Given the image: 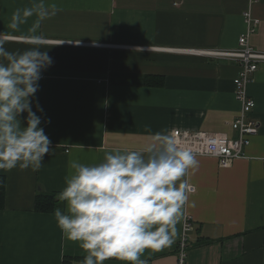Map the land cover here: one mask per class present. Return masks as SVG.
I'll return each mask as SVG.
<instances>
[{
    "label": "crops",
    "instance_id": "obj_1",
    "mask_svg": "<svg viewBox=\"0 0 264 264\" xmlns=\"http://www.w3.org/2000/svg\"><path fill=\"white\" fill-rule=\"evenodd\" d=\"M26 9L31 14L24 16ZM17 10L20 22L13 27ZM248 10L260 21L251 43L264 52V0H0L4 48H39L53 61L41 73L32 105L34 112L37 102L43 109L36 114L52 152L38 171H0L6 178L0 264H73L86 255L62 237L53 213L35 211L39 191L64 188L70 161L95 165L106 152L139 150L161 131L236 137L238 64L167 50L236 49ZM147 76L163 77L164 86H147ZM248 92L259 133L245 157L227 168L213 157L196 158L199 167L188 177L196 191L174 243L146 250L141 259L148 264H177L187 218V264H264V63Z\"/></svg>",
    "mask_w": 264,
    "mask_h": 264
},
{
    "label": "clouds",
    "instance_id": "obj_2",
    "mask_svg": "<svg viewBox=\"0 0 264 264\" xmlns=\"http://www.w3.org/2000/svg\"><path fill=\"white\" fill-rule=\"evenodd\" d=\"M30 14L24 10V16ZM20 17L17 10L13 27ZM3 45L0 40V171L35 172L52 148L36 114L43 109L37 102L32 110L33 98L42 71L53 61L39 48L10 52ZM69 167L64 188L55 194L64 209L55 208L53 215L62 237L86 253L80 264L112 259L148 264L141 259L146 250L158 252L174 243L189 194L196 191L188 177L199 161L175 134L161 131L139 150L106 152L98 164L70 161Z\"/></svg>",
    "mask_w": 264,
    "mask_h": 264
},
{
    "label": "built area",
    "instance_id": "obj_3",
    "mask_svg": "<svg viewBox=\"0 0 264 264\" xmlns=\"http://www.w3.org/2000/svg\"><path fill=\"white\" fill-rule=\"evenodd\" d=\"M252 4L261 0H251ZM247 31L240 36L236 49H170L169 52H178L193 56L228 60L237 63L240 71L234 79L235 99L241 104V111L237 119L231 123V127L236 133V137L227 135L209 134L204 131L192 132L189 130H175L182 147L189 148L197 157H213L218 160L223 168L240 158L245 157V149L250 145L251 138L260 131V122L253 117L256 108V101L248 92V85L253 76L264 63V52L256 50L251 43V36L256 32L260 23L253 17L252 11L244 13ZM2 37V36H0ZM8 39H17L10 38ZM191 224L189 219L184 223V230L179 240L176 250L177 264H187L189 239L187 232ZM80 264V263H73Z\"/></svg>",
    "mask_w": 264,
    "mask_h": 264
},
{
    "label": "trees",
    "instance_id": "obj_4",
    "mask_svg": "<svg viewBox=\"0 0 264 264\" xmlns=\"http://www.w3.org/2000/svg\"><path fill=\"white\" fill-rule=\"evenodd\" d=\"M145 83L150 87H162L165 84V79L163 77L157 76H147ZM56 193H46L44 191H39L35 200V211L38 213L50 214L54 213V209L59 207L63 210V203L55 199ZM6 198V178L0 175V210L5 206ZM65 264H71L67 261Z\"/></svg>",
    "mask_w": 264,
    "mask_h": 264
}]
</instances>
